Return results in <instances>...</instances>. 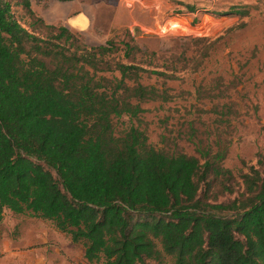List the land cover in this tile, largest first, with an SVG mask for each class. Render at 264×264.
I'll return each instance as SVG.
<instances>
[{
	"label": "trees",
	"instance_id": "16d2710c",
	"mask_svg": "<svg viewBox=\"0 0 264 264\" xmlns=\"http://www.w3.org/2000/svg\"><path fill=\"white\" fill-rule=\"evenodd\" d=\"M11 7L0 0V223L5 209L49 220L90 263L264 264L258 168L238 196L210 202L199 194L207 173L232 178L222 153L201 162L156 149L133 124L115 133L114 117L138 121L143 102L166 98L141 74L166 72L106 59L121 45L139 51L128 40L88 46L62 25L46 26L58 43L37 37Z\"/></svg>",
	"mask_w": 264,
	"mask_h": 264
},
{
	"label": "rangeland",
	"instance_id": "374dc122",
	"mask_svg": "<svg viewBox=\"0 0 264 264\" xmlns=\"http://www.w3.org/2000/svg\"><path fill=\"white\" fill-rule=\"evenodd\" d=\"M30 3L33 16L20 0H11V8L37 37L58 43L56 30L46 26L62 25L76 35V43L88 46L128 40L139 51L126 57L119 45L106 59L166 72L141 74L142 84L153 85L166 98L143 102L145 111L138 121L114 117L117 135L133 124L156 149L194 155L201 162L207 150L222 153L219 166L230 170L232 178L207 173L199 194L210 202L229 201L243 192L241 175L250 166L264 175V160L259 162L264 157V0ZM239 10L244 12L236 13ZM74 19L78 24H71ZM225 184L232 191L224 189ZM83 253L82 243H73L51 221L4 210L0 264H103L88 262Z\"/></svg>",
	"mask_w": 264,
	"mask_h": 264
},
{
	"label": "bare ground",
	"instance_id": "6f19581e",
	"mask_svg": "<svg viewBox=\"0 0 264 264\" xmlns=\"http://www.w3.org/2000/svg\"><path fill=\"white\" fill-rule=\"evenodd\" d=\"M78 22H79V20H77V19L71 20V24H72V25L78 24ZM171 27H172L173 29L176 28V27H174V25H171ZM168 29H169V28H168ZM168 31H169V30H168Z\"/></svg>",
	"mask_w": 264,
	"mask_h": 264
}]
</instances>
